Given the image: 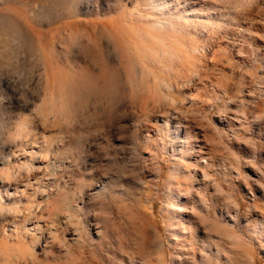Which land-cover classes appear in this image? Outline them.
<instances>
[{"label": "rangeland", "instance_id": "374dc122", "mask_svg": "<svg viewBox=\"0 0 264 264\" xmlns=\"http://www.w3.org/2000/svg\"><path fill=\"white\" fill-rule=\"evenodd\" d=\"M0 264H264V0H0Z\"/></svg>", "mask_w": 264, "mask_h": 264}]
</instances>
